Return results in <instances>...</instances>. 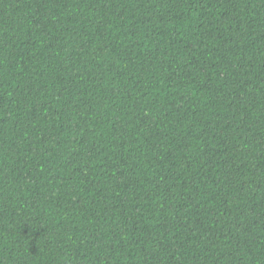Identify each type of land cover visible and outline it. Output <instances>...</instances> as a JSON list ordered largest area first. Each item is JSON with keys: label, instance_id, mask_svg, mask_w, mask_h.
Segmentation results:
<instances>
[{"label": "trees", "instance_id": "obj_1", "mask_svg": "<svg viewBox=\"0 0 264 264\" xmlns=\"http://www.w3.org/2000/svg\"><path fill=\"white\" fill-rule=\"evenodd\" d=\"M0 264H264V0H0Z\"/></svg>", "mask_w": 264, "mask_h": 264}]
</instances>
